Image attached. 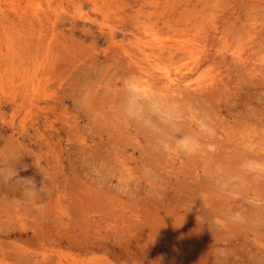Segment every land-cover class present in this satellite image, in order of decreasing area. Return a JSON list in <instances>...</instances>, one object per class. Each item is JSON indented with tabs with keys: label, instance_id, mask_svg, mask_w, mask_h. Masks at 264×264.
<instances>
[{
	"label": "rangeland",
	"instance_id": "1",
	"mask_svg": "<svg viewBox=\"0 0 264 264\" xmlns=\"http://www.w3.org/2000/svg\"><path fill=\"white\" fill-rule=\"evenodd\" d=\"M0 4L12 12L51 9L78 21L66 20L60 31V40L68 44L66 56L59 60L62 69L56 68L54 75L60 71L63 81L45 79L39 86L41 98L32 102L26 98L28 79L20 75L39 65L29 58L39 44H30L24 30L6 26L5 33L0 20V79L2 75L6 79L4 90L0 85V264H63L58 253L71 249L53 237L95 245L87 257L64 264H253L257 254L256 263H264V244L258 241H264L260 201L264 190H254L249 177L234 166L242 159L237 155L247 149L246 142L254 141L246 156L264 147V127L255 123L257 117L264 121V74H251L255 67L251 64L264 65V0H0ZM111 29L119 47L106 51ZM34 33L40 42V34ZM151 35L158 36V44L207 45L229 58L234 52L254 57L244 64L248 78L226 72L227 88L216 106L201 105L219 101L208 99L210 91L196 92L197 102L192 99V106L188 102L184 106L182 118L187 120L172 118L159 106L152 113L127 111L124 92L138 84L143 91L151 87L132 64L144 59L138 41H150ZM165 67L170 66L160 64L151 71L159 75ZM203 72L207 73L201 76ZM216 72L202 65L187 80L192 86L185 94L209 83ZM73 82L90 91L82 93ZM220 85L219 81L211 93L217 94ZM59 95H67L68 101L62 104ZM106 99L110 105L104 104ZM170 118L182 125L171 129ZM156 132H165L164 141ZM191 143L200 150L221 147L222 158L228 160L225 168L234 166L231 173L220 171L222 165L216 163L210 172L204 171L205 160L199 158L203 154L194 159ZM258 163L245 169L249 176L264 172L259 170L264 162L262 168ZM13 170L34 182L6 179ZM204 194L215 199L213 206L229 196L231 206L219 203L209 212ZM197 203L204 206L198 209ZM35 232L47 240L46 253L31 240Z\"/></svg>",
	"mask_w": 264,
	"mask_h": 264
},
{
	"label": "bare ground",
	"instance_id": "2",
	"mask_svg": "<svg viewBox=\"0 0 264 264\" xmlns=\"http://www.w3.org/2000/svg\"><path fill=\"white\" fill-rule=\"evenodd\" d=\"M0 20L4 21V23H2V28H3L5 33H6V28L8 26H10L12 28H16V29H18V31L24 30L26 33H23V34L24 35L28 34L30 36V38H29L30 44H37V43L39 44V46H38L39 48H37V51H36L37 53H35V56L29 57L31 60L40 62L39 65L38 66L36 65L34 68L28 69L30 71H28L27 73H25L23 75H20V77L23 78V80L28 79V81H26L24 83L26 85L25 91H27L26 98L32 102H33V100L34 101L38 100L41 98L40 94L42 92L39 89H41L40 88L41 84H42V82H44L45 79L47 81H51L54 78H56V79L58 78L60 81H63V77L60 78L58 76L60 71L55 73V75H54L56 68L59 67V70L62 69L59 60L62 61L63 56L64 57L66 56L64 51L67 47L64 44H68L66 40H60V38H61L60 31L62 30V28L64 26H67V23L65 22L66 20L71 21L72 24L77 23L78 21L71 19V18H68L67 16H61L55 10H51V9L50 10L44 9L43 11L37 10L34 12H30L27 9H24L22 12H19L16 10H14L12 12L10 10L6 11V9H4L1 4H0ZM163 24H164V22H163ZM163 24H162V27H163ZM165 25L170 26L168 24H165ZM171 28H173V27H171ZM34 32H38L40 34V36H41L40 42L36 41V37H34V35H35ZM109 32H110L109 35L111 37L107 40L108 47H107L106 51L112 50L115 46H118V42L116 41L115 32L113 31V29H111ZM58 34H59V36H57ZM151 36L153 39L150 41H148V40L138 41L139 55H142L144 57V59H142V61L140 59H139V61L137 59H135V61L133 60L136 56V53L129 55L130 56L129 59L133 60L132 64L136 67L138 72L142 73V75H143L142 79H144L145 83H148L151 87L147 91H143V90H139L140 87L138 84V85H133V91L127 90L126 92H124L126 95H125V97L122 95V100L124 98V100L127 104V111H130L132 113H138V114L152 113V111L155 109L153 107L159 106L161 112H163L167 115L170 114V116L173 115L172 118L181 119L183 113L187 112V110L184 109L185 104H187V102H188L189 106H192V103H191L192 99H194L197 102V100L195 98L196 92L202 93L205 90L210 91V93L209 92L206 93L207 94L206 96L208 97V99L219 100L218 102L203 101L202 104L200 103L201 105H205L206 103H209V104L211 103V105L215 104V106L219 105L220 101L222 100L223 90H225L227 88L226 84H224L225 78L223 77V75L226 72L229 75L236 72L237 74L238 73L241 74L243 76L242 77L243 79L248 78V77H246L247 75H244L246 72V70L244 68V64H246V62H251L254 59V57L243 56V54H239V52H234V53L231 52L232 55H231V58H229L228 55L224 52H219V51H215L212 49H208L207 45L206 46L203 45L201 47V46H198L196 44H191V45H186V44L179 45V44H175V43H173L171 45L158 44L159 43L158 36H154V35H151ZM147 37L150 38L149 36H147ZM41 41L44 45V49H43L44 54H42V47L43 46L41 44ZM256 41L257 40L254 39L252 41V43H255ZM253 45H254L253 49H256V47H257L256 44H253ZM120 46H122L121 49L122 50L124 49V52H125V47L123 45H120ZM33 49H34V47L29 48L30 51H32ZM40 49H41V52H40ZM60 51H63V53H61ZM56 53H58V55H56L54 57L52 54H56ZM153 58H154V60H152ZM41 59H43V61H41ZM188 61H193L195 63V66L191 67L187 63ZM144 62H147V63H144ZM160 64H164L165 66L168 65L171 68L165 67L164 69H162V72L159 75L156 74L155 72L151 71V68H155V67L159 66ZM205 64L209 65V67H212L213 69H215L218 72H216L215 75L209 79V80H211L209 83L203 84L202 86H199V89H196L194 91L191 90L190 94H185V93H188L187 91H189L190 86H192L189 84V82L187 80L192 78L195 73H199V70L201 69L202 65H205ZM251 65H255V67H253L252 72H251L252 76H256L257 72H262L264 74V65H262V66H258L256 64H251ZM234 66H235V68H234ZM67 67H68V64L65 66L66 70H67ZM173 72H177L180 75H174ZM206 73L207 72H203L200 75L202 76ZM210 73H212V70H210ZM239 74H238V77H239ZM4 78H5L4 75H2L1 79H0V85H1L2 90H4L5 85H6V79L4 80ZM243 79H241V80H243ZM219 81H220L221 85H220V89H218V91H215L217 94L211 93L214 88L217 89L219 87ZM76 83L77 82H73L71 85L72 86H79L81 84L80 83L77 85ZM29 84L33 85V88H28ZM260 84H261V82H260ZM263 84H264V80H263ZM63 86L64 85H61V87H63ZM79 90L82 93H85V92L87 93L88 91H90V87H80L79 86ZM30 92H32V93H30ZM108 92L113 94L114 90L110 87ZM14 93H16L15 90H13V97H14ZM143 96H146V98L149 99L150 101L142 99ZM81 97H83V96H81ZM58 101H61L62 104H65L68 101V96L67 95H61L58 98ZM204 102H205V104H204ZM104 104L110 105V101L106 99V102ZM206 106H208V105H206ZM191 108H193V107H191ZM187 109L189 110L188 107H187ZM182 110H185V111H182ZM180 111L182 112V114H180L181 113ZM49 113H51V112H49ZM178 114H180V115H178ZM185 117H183V118L187 120V117L186 118ZM80 118H81V116L79 118H77V124L78 125H79L78 119H80ZM172 118H170L171 123H172V127H170L171 129L174 130L177 128V126L182 125V123H178V122L174 123L172 121L173 120ZM257 118H258L257 120L255 119L256 120L255 123L258 126L264 127V121L262 119H260L259 117H257ZM96 119H99V116H97ZM211 120H214V119H211ZM220 120L221 119H219V121ZM178 121H180V120H178ZM244 122H246L245 119H244ZM184 127H186V126H184ZM213 127H215V126H213ZM210 129L212 130L214 128H212L210 126ZM182 130H185V129H181L180 131L182 132ZM260 130H263V128ZM165 132L167 134H169V136H170L168 129L165 128ZM165 132H156V138L158 140L164 141V139H162V138L165 135ZM183 137L185 138V136H183ZM158 140H156V141H158ZM163 141H160V142H163ZM84 142H86V140H84ZM187 142H189V141H187ZM245 144H246L247 149L253 148L254 141L246 142ZM194 145L195 144H192V143L189 144V147L191 149L190 151H193L192 156L194 157V159L198 158L197 156H200L203 154L199 158L202 157L203 160H205L204 163H202L204 165V166L202 165L204 167V171L207 170L210 172L211 168L214 166L213 165L214 163H216L218 165V167H220L222 165L220 167L221 169H219V170L220 171L224 170L228 173H231V171L233 170V167L235 166V168L239 169L238 171L241 174V176L245 175V176L249 177L250 183L252 184L254 190H259V191L264 190V179L261 178L263 176L264 172L260 173V171H264V170H262L264 168L263 163H262L263 168L261 166H259L261 162H264V160L262 161V158L264 157V147L258 146L253 151V153H251L252 157L246 156V151H247L246 148L241 149V151L239 152V155H237L240 157V159L242 158L240 160V162L236 161L238 165H234L233 167H230V168H225L226 166H224V164L225 163L228 164V162H227L228 160H225L222 158L223 153H222L221 147L217 146V147H213L210 149H208V148L206 149V147H205L202 150H200V149L194 148ZM258 161L260 162V163H258V166L262 169H259V167H253V168H257L260 170V171H258V173H260V177H258L259 174H257V173L256 174L258 176L256 175L257 176L256 178L252 177L255 172H253L252 176H249L248 174L250 171L247 174L245 169L248 170L250 168L249 166L256 165V163ZM230 166H232V165H230ZM208 174H207V176H208ZM263 192H262L263 197L260 198V201H264V193ZM182 194H184V192ZM182 194H178V196H180ZM100 198H101V196L98 197V199H100ZM226 198H227V201L230 199L229 196H227ZM202 200L206 203L205 204L206 206L208 205L209 209H207V211H209V212H211L212 210L215 211L214 209L216 208V206H218L219 203L221 206H224V207L226 206L227 208H229L231 206V204H230L231 202L228 201L229 202L228 203L224 199L219 200V202H217V203L213 202V204H215L213 206L212 201H214L215 199L212 198L210 200L208 198L207 194H204V199H202ZM202 200H200V202ZM192 201H193V199H192ZM197 201H198V199L194 198V203H196ZM210 205L213 206L214 208L210 207ZM196 206L199 209V208L203 207L204 205L197 203ZM250 209H252V208H250ZM254 209H256V208H254ZM260 220H258V222H260ZM231 225H234V223ZM227 226H229V225L227 224ZM26 230L27 229H25L21 233V235H23ZM255 233L256 232H254V234ZM254 236H256V235H254ZM78 238H79V236H78ZM258 239H259V237H258ZM31 240L36 241L38 244H40L43 248V251H44L45 247L47 246V244H46L47 240H43L42 234L38 235L35 232L31 238ZM51 240H54L56 243H59V244H64V243L69 244L67 247H69V249H71V252H60V253H58V258H59L58 260L61 261L63 264L65 263V261L69 262V261L74 260L75 257L76 258L83 257L84 255H85V257H87L86 255L89 253L91 247H95V245L91 246L90 244H87L82 240H80L78 242L79 239H77V242L80 244L76 243L73 239H71V240L61 239V237H58L56 239L53 237V239H51ZM176 241L177 240L173 241V243L175 245L177 244ZM258 241H259V244H264L263 240L260 239ZM189 243H191L190 240H189ZM98 246L100 247V245H97L96 247H98ZM258 250H261L259 245H258ZM72 251H76V253H74ZM44 253H46V249H45ZM263 253H264V251H263ZM258 255H260V254H257L256 256L253 257V260H252V262H254L253 264H257L256 261H257ZM261 255H262V257L264 256V254H261ZM185 256L186 255H183V257H185Z\"/></svg>",
	"mask_w": 264,
	"mask_h": 264
},
{
	"label": "clouds",
	"instance_id": "3",
	"mask_svg": "<svg viewBox=\"0 0 264 264\" xmlns=\"http://www.w3.org/2000/svg\"><path fill=\"white\" fill-rule=\"evenodd\" d=\"M36 168L38 170V173L41 174L44 179H47L46 174L39 167H36ZM13 177H15L17 179V183H20V184L34 182L33 178L21 177L19 175V172L16 170H13L6 179H12ZM237 219H240L239 214H237Z\"/></svg>",
	"mask_w": 264,
	"mask_h": 264
}]
</instances>
